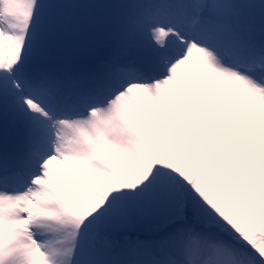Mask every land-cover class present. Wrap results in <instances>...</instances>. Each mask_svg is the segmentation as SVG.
Here are the masks:
<instances>
[{
  "label": "snow or ice",
  "instance_id": "obj_1",
  "mask_svg": "<svg viewBox=\"0 0 264 264\" xmlns=\"http://www.w3.org/2000/svg\"><path fill=\"white\" fill-rule=\"evenodd\" d=\"M0 264H264V0H0Z\"/></svg>",
  "mask_w": 264,
  "mask_h": 264
}]
</instances>
